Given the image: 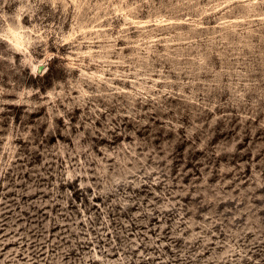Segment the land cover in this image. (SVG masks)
<instances>
[{
  "label": "rangeland",
  "instance_id": "rangeland-1",
  "mask_svg": "<svg viewBox=\"0 0 264 264\" xmlns=\"http://www.w3.org/2000/svg\"><path fill=\"white\" fill-rule=\"evenodd\" d=\"M0 264H264V0H0Z\"/></svg>",
  "mask_w": 264,
  "mask_h": 264
}]
</instances>
